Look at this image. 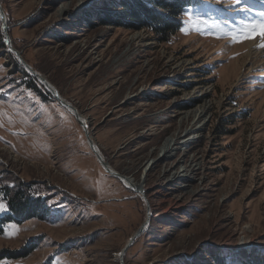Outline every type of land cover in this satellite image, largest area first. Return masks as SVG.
Segmentation results:
<instances>
[{
	"label": "rangeland",
	"instance_id": "rangeland-1",
	"mask_svg": "<svg viewBox=\"0 0 264 264\" xmlns=\"http://www.w3.org/2000/svg\"><path fill=\"white\" fill-rule=\"evenodd\" d=\"M124 1L0 0L13 47L84 117L21 63L0 17V250L24 252L0 264H122L143 224L124 264H245L264 249V40L227 35L264 22V0H140L167 32L130 25ZM19 183L42 210L13 209L4 187Z\"/></svg>",
	"mask_w": 264,
	"mask_h": 264
},
{
	"label": "trees",
	"instance_id": "trees-1",
	"mask_svg": "<svg viewBox=\"0 0 264 264\" xmlns=\"http://www.w3.org/2000/svg\"><path fill=\"white\" fill-rule=\"evenodd\" d=\"M158 1V4L156 6L163 8V6L160 4L161 0H156ZM186 1V0H185ZM172 3V5H170ZM122 6L125 7L124 12L120 13V16H123V18H127L126 20L131 21L130 25L134 26H141L143 24H148L158 26L156 27V30L158 32L165 31L167 32L168 30L173 29L171 24V20L167 19L165 17L160 16L161 14L159 13H153L152 9L148 7V5L144 4L140 0H127L122 3ZM190 9L193 8V6H189ZM166 9L168 11H174L171 8H174L175 10L177 9L176 6L174 5V2H166ZM150 25V26H151ZM5 44L2 41V45ZM30 73H25L24 76L29 77ZM31 79L33 80V76H31ZM33 86L30 84V88ZM34 89L35 91H38V88L36 86V83H34ZM27 183H19L18 185H14L13 188L10 187H4L5 191L3 193V196L5 199H9V194L11 196L10 203L13 205L14 210H20L21 212H33L36 214L39 210V205L41 209V204L39 203V199H32V194L28 192V187ZM3 188V189H4ZM10 211L9 213H13L14 210H11L8 208ZM42 210V209H41ZM9 220V215H0V222H5ZM8 249H2L0 250V260L4 258L7 254ZM10 254L8 256H17L24 254V252H17V251H8ZM245 261V264H264V249L262 251L252 253L251 255L248 256Z\"/></svg>",
	"mask_w": 264,
	"mask_h": 264
},
{
	"label": "bare ground",
	"instance_id": "bare-ground-1",
	"mask_svg": "<svg viewBox=\"0 0 264 264\" xmlns=\"http://www.w3.org/2000/svg\"><path fill=\"white\" fill-rule=\"evenodd\" d=\"M67 9H68V5H66V4H64L63 5V7H62V9H61V12L62 11H67ZM251 46V45H250ZM254 50V49H253ZM259 52H262V50H258ZM257 53V51L255 50V51H252V48H251V50L249 51V54H247V56L248 57H250V56H253L254 54H256ZM238 63H241V62H239L238 61ZM235 64V63H234ZM230 65H231V63H230ZM236 65V67H237V64H235ZM232 67V66H231ZM47 79V78H46ZM48 83H49V85L47 84V83H43L44 85H45V87H47V88H51V90H53V89H55L56 91H57V89H56V87L48 80ZM58 92V91H57ZM208 108H209V105L207 106L206 104H203V105H201L200 106V108H197V109H195V110H192V111H190V112H188V116H193V117H196V118H198L199 116H203V115H205L206 114V112H207V110H208ZM187 113V112H186ZM185 113V114H186ZM78 115H79V117L81 116V118L82 119H84V117L80 114V113H77ZM85 122V121H84ZM85 132H86V130H85ZM93 141V140H92ZM184 142H188V140H183ZM182 141V142H183ZM179 143V142H178ZM173 144H175V143H172V142H165L164 143V145H163V148H164V156H167V155H169L172 151H173V149H174V146H173ZM90 146H91V148H92V150L94 151V153L96 154V151H95V149L97 150V153H99L100 155H101V153L99 152V150L97 149V147L95 146V144H94V142L92 143V145L90 144ZM102 156V155H101ZM104 159V158H103ZM102 164H104V165H108L107 163H106V161H105V159H104V161L103 162H101ZM109 166V165H108ZM186 168H184V169H182V170H178V171H176L174 174H173V176L170 178V184H172L173 183V180H175V179H178V178H180L181 176H184L185 174H186V172H184L183 173V171L185 170ZM189 171V170H188ZM117 173V172H116ZM119 175V174H118ZM117 175V176H118ZM124 179H125V181L128 183V184H130V185H132L133 187H134V189L135 188H137L136 190L137 191H139L141 194H143L144 193V195L146 196V198L148 199V196L146 195V192H145V190H146V185L143 183V182H140V180L139 181H133V179L132 178H128V177H124ZM135 180V179H134ZM166 184H168V183H166ZM139 189V190H138ZM179 198H180V196H178V200H179ZM177 200V201H178ZM147 202H148V205H149V210H153L154 208H153V206L151 205V201H150V199H148L147 200ZM160 212H158V213H156V215H158ZM154 215V214H153ZM146 223H149V221H150V218H148V220H147V218H146ZM143 226H144V224H143Z\"/></svg>",
	"mask_w": 264,
	"mask_h": 264
},
{
	"label": "water",
	"instance_id": "water-1",
	"mask_svg": "<svg viewBox=\"0 0 264 264\" xmlns=\"http://www.w3.org/2000/svg\"><path fill=\"white\" fill-rule=\"evenodd\" d=\"M0 17H1V19H2V22H3V29H4V32H5V34H6V39H7V42H8V46H9V48L14 52V54L18 57V59L21 61V63L26 67V68H28L30 71H32L33 73H34V75L35 76H37V78L41 81V82H43V83H47L48 85H49V83H48V80L43 76V75H40L37 71H35L34 69H33V67L22 57V55H21V53H20V51H18L15 47H13V45H12V42H11V40H10V37H9V34H8V30H7V28H8V25H7V21H6V15H5V12H4V10H3V8H2V6H1V4H0ZM48 90L50 91V92H52L53 94H54V96L57 98V99H59L64 105H66L67 107H70V108H72V109H74V111L76 112V114H77V111H76V109L70 104V103H67V102H65L60 96H59V94H58V92L55 90V89H53V90H51V88H48ZM88 132V130L86 129V133ZM88 139H90V137L88 136ZM90 141V144L92 145V143H93V141L90 139L89 140ZM95 151H96V155H97V157H98V159H99V161L100 162H103L104 161V159H103V157L99 154V153H97V150L95 149ZM104 165V164H103ZM105 166V165H104ZM105 168H106V170H108V171H112L111 169H109L107 166H105ZM114 175H118V173H116V172H112ZM150 217V215H148V218ZM144 227V226H143ZM143 227L141 226L140 227V229L136 232V234L130 239V241L126 244V246L123 248V250H122V252L120 253V259H121V262H122V264H124V259H123V256H124V253H125V251H126V249L128 248V246L134 241V238H135V236L136 235H138L140 232H141V230L143 229Z\"/></svg>",
	"mask_w": 264,
	"mask_h": 264
},
{
	"label": "snow or ice",
	"instance_id": "snow-or-ice-1",
	"mask_svg": "<svg viewBox=\"0 0 264 264\" xmlns=\"http://www.w3.org/2000/svg\"><path fill=\"white\" fill-rule=\"evenodd\" d=\"M234 4L239 5L241 4V0H234ZM241 10H245L241 8ZM264 15V14H262ZM199 19V18H197ZM215 27H219L218 24L214 22ZM210 35H213L212 33H209ZM227 35L231 38L233 43H242L245 40L248 39H256L259 38L261 40H264V22L262 23H256L253 22L251 24L246 25L245 29L241 32H229ZM216 38H221L217 36ZM259 47L264 48V43L260 44ZM7 210V205L0 201V212H4Z\"/></svg>",
	"mask_w": 264,
	"mask_h": 264
}]
</instances>
